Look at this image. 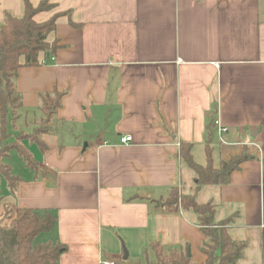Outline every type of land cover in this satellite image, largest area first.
<instances>
[{"label": "crops", "instance_id": "crops-1", "mask_svg": "<svg viewBox=\"0 0 264 264\" xmlns=\"http://www.w3.org/2000/svg\"><path fill=\"white\" fill-rule=\"evenodd\" d=\"M28 1L51 5L33 20L57 15L46 42L58 48L18 70L12 135L43 117L41 95H64L55 133L20 141L37 170L6 162L20 182L11 193L0 180V213L56 215L37 238L65 246L57 264H142L152 244L188 246L203 264L195 214L161 204L196 184L179 143L192 144L201 165L208 145L214 167L246 149L251 158L228 184L202 186L195 200L211 202L214 223L230 219L229 237L247 244L237 264H264V0ZM22 13L23 0H0V25ZM124 136L131 141L120 144Z\"/></svg>", "mask_w": 264, "mask_h": 264}, {"label": "trees", "instance_id": "trees-1", "mask_svg": "<svg viewBox=\"0 0 264 264\" xmlns=\"http://www.w3.org/2000/svg\"><path fill=\"white\" fill-rule=\"evenodd\" d=\"M50 7L43 1L34 8L28 0H23L22 16L6 14L0 25V180L5 181L11 193L16 190L20 178L12 174L4 159L10 151L15 150L29 169L37 170L36 162L21 146L20 141L29 139L37 142L42 134L55 133L52 123L56 122V114L64 95L56 90L51 94L41 95L37 110L43 117L31 132L19 131L12 135V125L18 119L22 105L21 96L14 86L18 70L21 67L39 65L40 53L54 57L58 48L56 41L51 44L46 42L48 34L54 30L57 15L44 23L33 20L37 13ZM192 147V144L183 142L178 147L179 159L196 180L192 193L183 194L177 188H172L169 197L161 204L180 207L195 214L197 226L204 236L199 248L205 256L203 264H237L247 244L229 237L226 227L230 219L214 223L212 203H197L195 193L205 185L228 184L230 174L251 156L245 149L240 155L220 161L218 167H214L212 150L208 145L204 148L203 165L194 161ZM55 224L56 215L48 210L18 208L13 212L4 206L0 213V264H57L65 246L56 240L36 241L41 233L52 230ZM150 249L156 258V264H193L187 255L188 246L184 250H177L152 244Z\"/></svg>", "mask_w": 264, "mask_h": 264}, {"label": "rangeland", "instance_id": "rangeland-1", "mask_svg": "<svg viewBox=\"0 0 264 264\" xmlns=\"http://www.w3.org/2000/svg\"><path fill=\"white\" fill-rule=\"evenodd\" d=\"M38 123V122H37ZM34 126H35V124H34ZM22 131V130H21ZM32 131V129L31 130H29V131H26V130H24V132H31ZM11 152V151H10ZM9 152V154H8V156L4 159V162L6 163V162H10L14 167H15V160H19V162H21L22 164H23V160L19 157V156H17V154L13 151V152H11L10 153ZM195 155V158H194V160L198 163V162H200L201 160H200V155L199 154H194ZM36 241L37 242H39V240H38V238L36 239ZM153 256V255H152ZM154 256L151 258V261H147V262H143L142 264H156V260L154 261ZM195 264V263H194Z\"/></svg>", "mask_w": 264, "mask_h": 264}, {"label": "built area", "instance_id": "built-area-1", "mask_svg": "<svg viewBox=\"0 0 264 264\" xmlns=\"http://www.w3.org/2000/svg\"><path fill=\"white\" fill-rule=\"evenodd\" d=\"M216 67H218V66H216ZM213 125L217 129L220 136H222L223 134L226 133L227 129L225 127L221 126L220 122L218 120L213 121ZM119 141H120V144H127L131 141V138H130V136H124V137H121ZM99 264H119V263H115V262H112L110 260H101L99 262Z\"/></svg>", "mask_w": 264, "mask_h": 264}, {"label": "water", "instance_id": "water-1", "mask_svg": "<svg viewBox=\"0 0 264 264\" xmlns=\"http://www.w3.org/2000/svg\"><path fill=\"white\" fill-rule=\"evenodd\" d=\"M187 255L189 256V252L187 251ZM126 257H127V253L126 251L124 250V257H123V260H126Z\"/></svg>", "mask_w": 264, "mask_h": 264}]
</instances>
